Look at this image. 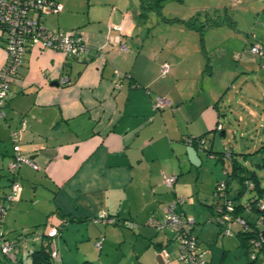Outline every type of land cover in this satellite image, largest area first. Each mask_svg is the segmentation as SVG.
<instances>
[{
    "label": "crops",
    "instance_id": "crops-1",
    "mask_svg": "<svg viewBox=\"0 0 264 264\" xmlns=\"http://www.w3.org/2000/svg\"><path fill=\"white\" fill-rule=\"evenodd\" d=\"M134 1L115 0L112 4L95 1L96 4L88 7L82 15L80 12H66L64 5L59 13H48L64 14L61 25L66 29L80 28L88 49L78 58H67L58 51L43 49L39 44L28 46L16 77L10 83L7 98L0 107V199L3 200L10 190L7 165L16 144L17 149L39 168L35 169L27 163L19 167L17 175L22 177L23 188L13 211L17 207L21 209L20 204L27 200L30 188L34 187L33 195H37L38 186L48 192L56 185L68 186L73 176L83 174L88 191L96 192L97 200L105 198V206L101 209L113 219L120 220L123 223L120 228L127 225L136 242L138 239L141 241V250L136 251L134 244L128 263L156 264L155 257L159 254L157 245L165 250L167 245H174L175 249L174 233L169 228L155 230L145 223L150 216H161L176 197L181 195L186 198L181 185V180L185 181L182 179L184 176L195 184L198 179L200 185L201 174L206 175L208 180L205 192L201 193L203 197L198 194L200 204L193 197V205L185 208L180 204L178 210L185 217L194 219L193 231L199 236L206 227L212 233L216 231L212 217L217 215L218 200L212 191L214 183L222 179L227 163L219 157L220 151L210 150H213L216 141L217 124L221 125V135L226 134L218 108L220 91L226 90L224 79L228 78V69L231 70L226 57L234 49H243L245 42L251 41L252 32L244 33L235 24L231 26L225 22L207 26L201 40L199 31L185 22L162 20L160 14L168 13L167 9H161L159 14L151 8L152 3L158 0ZM244 2L240 7L248 5V10L236 13L241 20L248 19L247 23H250L253 16L254 19H264V1H254V5L253 0ZM174 6L175 12L166 18L187 19L182 16L181 8ZM145 13L150 18L141 19ZM235 22L240 25L239 21ZM259 26L264 27L261 23ZM110 37H117L118 41L108 42ZM5 38L6 35L3 36L0 31V67L7 55ZM230 41H235L232 50L226 48ZM259 41L264 44V38L259 37ZM121 43L125 44V49H121ZM216 51L224 65L217 73L210 65L211 56ZM164 62L169 64V71L162 77L160 69ZM207 62L209 67H206ZM63 76L68 77L67 83H61ZM116 82L120 83V88L115 87ZM156 96L169 99L170 106L156 109L153 105ZM13 131H18L16 142L12 138ZM189 135H204V145L210 151L207 155H212L206 157L212 160V167L215 168L211 174L201 171L202 157L198 146L184 143ZM226 153L232 163L240 167L237 173L245 172L244 164L240 165L237 157L232 155L234 153ZM249 162L253 163V159ZM261 164L256 163L257 166ZM163 170L178 174L171 188L163 183ZM32 172L41 174L42 180L37 182ZM254 172L260 185L264 186V178ZM234 176L228 189L232 185L234 190H238L240 183L236 174ZM82 189L78 187V191ZM107 201L116 202L114 208L108 207ZM56 205H59L56 211L63 219L72 215L69 210L64 213L61 203ZM192 207L195 208L193 212ZM50 210L27 225L43 226L49 216L56 215L54 211L49 214ZM95 214L92 212L88 217H95ZM9 222L7 213L4 227L8 228ZM60 233L54 236L57 237L55 240L52 238V249L56 254L53 264H68L60 250ZM93 233H98V230ZM204 236V239L208 237ZM99 237L103 235L95 236L94 241L88 236L87 240L96 248L95 241ZM221 237L220 245L217 244L220 247L213 244L219 240L217 236L210 241L205 264H251L237 237L234 240L232 235ZM40 240L32 239V249L41 245ZM56 248H59L60 255ZM102 248L103 244L101 249L96 248L97 252ZM167 252L170 258L171 253ZM84 255L82 258H89V255ZM169 258L164 264L169 263ZM175 258L184 264L176 254ZM97 263L108 264L102 258H98Z\"/></svg>",
    "mask_w": 264,
    "mask_h": 264
},
{
    "label": "rangeland",
    "instance_id": "rangeland-1",
    "mask_svg": "<svg viewBox=\"0 0 264 264\" xmlns=\"http://www.w3.org/2000/svg\"><path fill=\"white\" fill-rule=\"evenodd\" d=\"M58 1L65 6L66 12H80L82 15V13H86L88 7H92L93 4H96L95 1L99 4L102 1L112 4L115 0ZM138 1L140 0H136L134 1V3H137ZM244 1L246 0H158L152 3L151 8L156 11L166 8L168 13L165 12L162 14V16L166 17L169 16L168 14H170L171 12H175L176 8L174 5H177V7L181 8V14H183L182 16H185L184 18L188 19L196 16L199 17L200 21H197L196 26H199L201 25V23H204L203 33L207 26L217 25L226 22L231 26L236 25V28H238V30H241L244 33H255L257 36V40H259V37L264 38V27L259 26L260 23L261 25H264V19H254L253 16L250 17V23H247L248 19L241 20L240 17L236 15V13L240 12L241 10H248V5L243 6V8L240 7L245 3ZM254 1L258 0H253V5L255 4ZM152 9L150 11H152ZM206 13L208 14V17L204 16V14ZM146 14L147 13L143 14L140 18H150L149 16L147 17ZM63 16L64 14L62 13L58 15L48 14L47 16H45L43 22L46 26L50 28H57L56 26H59L58 28L63 30L66 29V27L61 25L62 18L64 19ZM160 18L162 20L164 19L162 17ZM215 18L217 23L211 24L210 20ZM236 20L239 21L237 23H239L240 25L236 24ZM253 41L254 40L251 38V41L247 40L246 44L244 45L248 47L250 46L249 42ZM233 44H235V41L228 42L226 44V48L232 50L234 48L232 47ZM241 50L234 49L233 51H231V54L228 55L229 58L226 57V60H228L227 64L229 65L231 70L228 69V73L230 72V75L228 74V78L224 79L223 83V87L226 90L220 91L222 92L220 93L221 100L218 102L221 122L224 125L226 134L221 135V125L217 124L215 127L216 141L213 150L210 151H220V158L223 160L224 163H227V165L225 164L227 169H224L223 177L224 174L228 175L229 172H232V159H230V156H226L225 154L227 151H229L234 153L232 155L235 156V158L237 157V160L241 166H243L244 164V167L246 169L257 171L258 174H261L259 176L262 179L264 178V166H257L256 163H264V159H262V154L260 152V147L264 146V53H261L257 56L244 54L240 58H236V55ZM221 51H225V49H221ZM213 56L218 57L219 59L214 60ZM211 57L212 62L210 63V65L212 64L216 73L222 71V67H224V65L221 64L222 61L220 59L221 57H219L218 55V51H216V53H214V55H212ZM210 65L208 64V66ZM225 67L227 69V66ZM225 80H228L226 81L227 83H225ZM193 137H196V135H190V138ZM211 137L212 132L210 133L209 138L211 139ZM185 138H188V136ZM185 144L191 146L190 142H186ZM198 151L202 157L200 162L201 171L207 175L211 174L215 171V168L212 167V160H209L206 157L212 156L207 155L210 151H208L207 147L205 148V145L204 147L202 145H199ZM254 156H256V158H254ZM250 159H253V163L249 162ZM165 161L170 162L167 159ZM163 172L167 175H176V177L178 175L176 171L170 172L163 170ZM32 174L34 177L36 176L37 182H39V180H42L41 174H36L35 172H32ZM160 175L162 176V170L160 171ZM201 176V179L203 178L201 180V185L198 184V179L197 184H195L188 181V176H184L182 178L186 181L185 182L181 180V185H183L184 187L183 194L184 196H186V198L184 199L185 201L182 204V206L184 205L185 208L194 204L192 202L193 197H195V200L198 203V194L199 196L203 197V194L201 193L205 192L204 188L206 187L208 177L204 174H201ZM9 177L11 179V183L12 181H16L19 183L20 191L18 197L15 196L16 200L7 202L6 214L8 213V217L10 218V226L6 228L3 224L2 230L5 235L9 238H24L25 240L23 241L22 239L20 242V250L16 255L18 259H15L13 254H11V259H7L4 257L2 251L0 250V258L4 261L6 260V264H29V260L26 256V253L27 250H33L32 237L34 236V238H36V233H42L44 229L42 224H38L35 226L27 224H31V222H33L32 220L38 219L42 215V213L48 210L49 208L52 209L50 210L49 214L54 212L56 213V215L49 216V223H57L58 221L63 219L61 213L59 211H56L57 207L59 206L56 205L57 203H61L60 207L61 209L65 210L64 213H68L67 211L69 210L72 214L71 216H66L64 218L66 219V223L63 225L61 233L58 236V238L61 239L62 242V248L60 250H62L64 260L68 264H72L75 261L77 262L76 264H80L83 260H89L97 263L98 258H102L108 264H129L128 255L132 253V248L134 244L136 245V251L139 249L141 250V241L138 239L136 242L134 234L128 230L127 225H125L126 227L123 226L124 228H120L123 225L120 220H118L116 223L111 224H96L93 223L92 220L88 217V215L92 214V212L96 213L97 215L99 214V212L102 210V206H105V198L100 197V199L97 200V196L95 194L96 192L88 191L87 187L83 182V180L85 179V176H83V174H81L80 176H73L68 186L56 185L53 188L49 189L48 192L43 191V189L38 186V190L36 193L37 195H33L34 187L30 188L28 185V189L30 188V192L29 195L26 197L27 200H24V203L20 204L22 205L21 209H17V207L14 211L13 207L15 206L16 202L19 201L18 199L21 194V189L23 188V180L22 177L18 175L9 174ZM223 177L221 178L223 179ZM218 183L220 184L221 182ZM190 185L193 186V189H191ZM198 185H200V187H198ZM78 187L83 188V191H78ZM178 187L180 191V184L178 185ZM226 188L227 184L225 182L224 191L226 190ZM236 191L237 190H234V187L231 185L230 192L236 193ZM56 193L57 195L55 201H53L55 197L54 195ZM212 194L217 200L219 199L217 198L219 196L218 190H215ZM249 195H251V191L246 190L244 192L243 197L246 198ZM106 204L108 207L114 208L116 202L107 201ZM209 205L211 204L209 203ZM198 209H200V207H198ZM193 211H195V208L192 207V212ZM186 215L189 214L186 213ZM182 216L184 217V215ZM186 222H188L190 229H192L195 223L194 219H192V221L187 220ZM208 223L211 222H206V224ZM213 225L216 227L215 233H212V230H209V227H206L207 229L205 230V232L200 235V238L204 242H202L203 244L209 241H213L214 237L217 236L219 240L214 241L213 244L216 243L215 245H220V238L222 237L221 235L217 234L219 232V228L215 223ZM196 226L199 227V224H196ZM230 227L234 229L233 225H231ZM95 230H98V233H93L95 232ZM101 234L103 235V248L100 252H97L96 248L90 245L89 240L94 241V237L100 236ZM203 234L208 237L206 239L202 238ZM88 236H90L89 240H87ZM227 237L229 238L230 236ZM56 238L57 237H54L53 240H55ZM235 238L236 237L233 233L232 239L234 240ZM24 243H27L26 248L24 247ZM165 248H167V250L171 253L168 264H181L175 258L176 246L175 249L174 245H167V247ZM56 249L58 255H60L59 248ZM84 254L89 255V258H82V256H85ZM21 257L22 260H19V258ZM155 261L156 264H158L156 257ZM53 262L54 261H52V264Z\"/></svg>",
    "mask_w": 264,
    "mask_h": 264
},
{
    "label": "built area",
    "instance_id": "built-area-1",
    "mask_svg": "<svg viewBox=\"0 0 264 264\" xmlns=\"http://www.w3.org/2000/svg\"><path fill=\"white\" fill-rule=\"evenodd\" d=\"M237 1V0H233ZM264 1V0H262ZM63 9V5L56 0H0V31L6 33V58L3 65L0 67V107L4 104L7 93L9 90L10 83L16 77L18 69L21 65L23 55L31 43L39 44L43 49H49L53 51H58L62 53L67 58H78L82 53L86 52L88 49V44L86 38L79 28L72 29H59L50 28L46 26L43 22L44 17L48 13H59ZM113 28H121V26H113ZM118 41L117 37L108 38V42ZM121 49H125V44L121 43ZM261 49L258 45H253L250 48V52L253 54L260 53ZM169 71V64L164 62L161 64L160 73L164 77ZM69 81L67 76L61 78V83H67ZM116 88H120V83H114ZM156 109H160L166 106H170V100L163 96H156L153 102ZM220 125V124H219ZM218 125V128H219ZM18 136V131L12 132L13 141L16 142ZM199 145L203 144V138L193 137ZM190 138L186 139L190 142ZM14 154L12 155L11 161L7 165V169L10 174L17 175L19 167L24 164H30L33 168L38 169V165L31 160L28 156L23 155L18 149L17 145L14 144ZM176 181V175H163V183L166 186L172 187ZM219 195L224 192V182H221L217 186ZM223 187V189H222ZM20 191L19 183L12 181L10 183V190L8 194L5 195L4 199L7 202L16 200L15 196L18 197ZM16 197V198H17ZM225 197L220 198L218 204V212L221 215V221H233L238 225L247 228L245 220L239 215L232 214L233 205L231 201ZM5 201V202H6ZM183 197H178L169 203L165 209V214L161 218L155 216H150L146 225L155 229H163L164 227H171L177 231L185 228L186 231L190 229L187 220L192 221V217H183L175 211L177 203H182ZM260 208H264V203L259 204ZM7 212V205L0 200V250L5 254L15 253L17 248L13 245L12 241L4 237L2 230V223L4 222ZM95 223H114V219L108 216L105 210H101L99 214L92 219ZM259 225L264 224L262 217L257 219ZM229 229H226L227 233ZM47 234L54 237L58 234V230L55 226H50ZM183 241L189 246H193V241L187 240L185 236ZM181 237V238H182ZM103 237H99L95 241V246L99 250L102 246ZM264 243V228H262V234L260 235L259 241L255 243L257 249ZM256 252V251H255ZM184 251L180 254L179 258H184ZM259 254L260 252H256ZM256 253L251 254V258L256 257ZM163 262H167L169 258V253L162 249L159 251ZM51 255L53 258L56 257L54 249H52ZM190 259V258H188ZM187 259V260H188Z\"/></svg>",
    "mask_w": 264,
    "mask_h": 264
},
{
    "label": "trees",
    "instance_id": "trees-1",
    "mask_svg": "<svg viewBox=\"0 0 264 264\" xmlns=\"http://www.w3.org/2000/svg\"><path fill=\"white\" fill-rule=\"evenodd\" d=\"M157 12H159V14H160V10ZM160 16L162 18H164L163 20H166V21H172V20L183 21L186 24H188L189 26L194 27L197 31H199L200 39L203 40L202 33H203V27H204L203 24L204 23H201V25L196 26V23L199 20L198 16L191 17V18H188L185 20H182L179 18H166V17L162 16L161 14H160ZM205 17H208L207 13H206ZM210 22H211V24L217 23L216 18L211 19ZM76 28H78V27H76ZM1 33H4L6 35L5 32H1ZM250 38H252L254 41L249 42L250 46H248V47L245 46L244 49H242L236 55V58H239L240 56H242L244 54L251 55V56H257V55H260L261 53H264V44H262L259 40H257L256 34L252 32ZM245 44H246V42H245ZM253 45L259 46V48L261 49L260 53L253 54L250 52V48ZM5 49H6V43H5ZM22 60H23V58H22ZM206 67H209L208 62L206 64ZM203 136H202V138H203ZM189 138H190V135L188 136V139ZM195 138H201V136H196ZM186 139L187 138L184 139L185 143L187 142ZM190 139H191L190 140L191 146H195V147L199 146L198 142H196L194 140V138H190ZM204 142H205V140L203 138V144H204ZM205 148H206V146H205ZM260 152L262 154V159H264V146L260 147ZM225 154L227 156V153H225ZM261 166H264V163H262ZM238 168H240V167L236 166V164L233 163L232 170H231L232 172H229L228 175L224 174V177L222 180L216 181L214 183L212 193L215 190H217L216 186L219 184L218 182H224V183L226 182L227 188L223 192L222 196L220 194L217 197V198H219L218 202H219L220 198H222V197H225L228 200H230L231 205H233V207H234L232 210L233 216L239 215L240 217H242L245 220L248 227L244 228V227L238 225L237 223H235L233 221H226V220L221 221L220 220L221 215L218 212V206H219L218 202L216 204V208H217L216 214L217 215L215 217H212V221L220 229L219 235H233V233H234L235 237H237V239L239 241V246L243 249L244 253L247 255V258L251 264H264V243H262V244L260 243L261 246L259 247V249H257L258 247H256V245H255V243L257 241H259L260 235L262 234V228H264V224L259 225L257 222V219L260 217H262V220H264V208L261 209L259 206V204L264 203V186L260 185L254 170H248V169L244 168L245 172L239 174V173H237ZM234 172H236L235 174H236V177H237L240 185H239V188L236 191V193H230V189H228V185H229V181L233 177H235L234 176L235 174L233 175ZM176 179H177V177H176ZM167 187H169V186H167ZM169 188H171V187H169ZM246 190L251 191V195H249L246 198L245 197L243 198L244 192ZM177 198L178 197H176L175 199H177ZM225 198H223V199H225ZM0 200H2V199H0ZM3 203L5 205H7V201L5 202V199H3ZM183 203H184V199H183L182 203H177L175 211L178 214H181V213L183 214V212L180 213V211L178 210V208L180 209V207H178V205L183 204ZM107 214H108V216H111L109 213H107ZM164 214H165V210L161 216H158V217L155 216V217L161 218L164 216ZM95 217H91L90 219L92 220ZM48 221L49 220L47 219V221L43 224L44 230L42 231V233H38V234L36 233V235H35L36 238L41 239L40 240L41 245L37 249L27 250L26 256L28 257L29 264H52L53 256L51 255V252H52V247H53L52 246V238L53 237L49 236L47 234V231H48L49 227L53 224L49 223ZM65 221H66V219L62 220L60 223L55 224V227L58 230V234L60 233L63 225L65 224ZM116 221L117 220L114 219V223ZM93 223H95V222H93ZM231 225L234 226V229H232L230 227ZM2 226H3V223H2ZM166 228H169L174 233L173 239H174V242L176 244V257L178 259H180L179 256L184 251L183 255L185 256L184 258H186V260L181 258L180 261L182 263H184V264H205L206 263L207 253H208L207 251H208V246L210 244V241L203 244L204 243L203 240L200 238V236L197 234V232L193 231V228L189 229L187 231L185 228H182L180 231H177L175 229H172L171 227H164L163 229H160V230H164ZM226 229H229L228 231H230V232L227 233ZM155 230H159V229H155ZM182 236H185L187 238V240H190V237H192L191 240L193 241V243H192L193 246L189 247L183 241ZM4 237L6 239H9L10 241H12L13 245L17 248L16 252L12 253V254L14 255L15 259H18L16 257V255H17L18 251L20 250V242L22 239H23V241L25 239L24 238H22V239H20V238H9L5 235V233H4ZM43 237H45V238H43ZM32 239H34V236L32 237ZM24 247L25 248L27 247V243H24ZM161 248L162 247H159V245H157L158 251H161L162 250ZM255 251L260 252V253L257 254ZM253 253H256V257L254 259L251 258V254H253ZM3 255L5 258L11 259V254L3 253ZM188 258H190V259H188ZM19 260H22V257L19 258ZM5 261L0 258V264H6ZM80 264H97V263L89 261V260H83Z\"/></svg>",
    "mask_w": 264,
    "mask_h": 264
},
{
    "label": "water",
    "instance_id": "water-1",
    "mask_svg": "<svg viewBox=\"0 0 264 264\" xmlns=\"http://www.w3.org/2000/svg\"><path fill=\"white\" fill-rule=\"evenodd\" d=\"M156 260H157L158 264H164L160 254L156 255Z\"/></svg>",
    "mask_w": 264,
    "mask_h": 264
}]
</instances>
